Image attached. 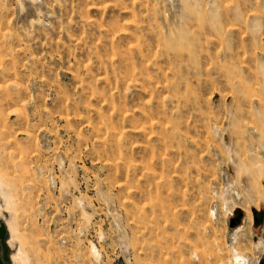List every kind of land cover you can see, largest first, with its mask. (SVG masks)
<instances>
[{"label":"rangeland","instance_id":"1","mask_svg":"<svg viewBox=\"0 0 264 264\" xmlns=\"http://www.w3.org/2000/svg\"><path fill=\"white\" fill-rule=\"evenodd\" d=\"M0 221L8 264H264V0H0Z\"/></svg>","mask_w":264,"mask_h":264},{"label":"water","instance_id":"2","mask_svg":"<svg viewBox=\"0 0 264 264\" xmlns=\"http://www.w3.org/2000/svg\"><path fill=\"white\" fill-rule=\"evenodd\" d=\"M231 226H234V222H231ZM8 229L4 222L0 221V264H8L11 260L9 254V247L7 245Z\"/></svg>","mask_w":264,"mask_h":264},{"label":"bare ground","instance_id":"3","mask_svg":"<svg viewBox=\"0 0 264 264\" xmlns=\"http://www.w3.org/2000/svg\"><path fill=\"white\" fill-rule=\"evenodd\" d=\"M8 229V231L10 232V233H12L13 232V230L12 229H10L9 227L7 228ZM8 236V235H7ZM7 241V243L9 244V242H10V238H8V240H6ZM240 255L238 254V255H236V257H239Z\"/></svg>","mask_w":264,"mask_h":264}]
</instances>
